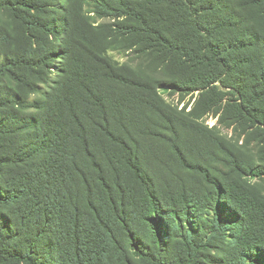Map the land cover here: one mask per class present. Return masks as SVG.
Masks as SVG:
<instances>
[{"label":"trees","instance_id":"1","mask_svg":"<svg viewBox=\"0 0 264 264\" xmlns=\"http://www.w3.org/2000/svg\"><path fill=\"white\" fill-rule=\"evenodd\" d=\"M225 2L0 0V264H264V187L251 181L264 166L220 140L183 138L162 95L200 91L188 115L201 119L235 74L229 46H256V82L235 117L264 143V31L222 38L212 14ZM239 4L264 22V0ZM111 52L147 61L133 68ZM163 156L202 189L157 183Z\"/></svg>","mask_w":264,"mask_h":264},{"label":"rangeland","instance_id":"2","mask_svg":"<svg viewBox=\"0 0 264 264\" xmlns=\"http://www.w3.org/2000/svg\"><path fill=\"white\" fill-rule=\"evenodd\" d=\"M240 0H226L221 4L219 9L212 14L213 21L217 20L220 25V35L222 38H231L236 41L239 37L251 34V31L259 29L264 31V22L258 16H250L239 4ZM232 11V12H231ZM169 37H175L178 41L184 42L189 40V35L181 30H174L164 27ZM256 46H249L246 50L235 49L231 51L228 48V54L233 56L235 61V74L226 78L223 84L219 85L222 92V101L220 105L212 112L208 113L201 119H192L188 113L191 111L199 92H180L169 90L162 95L172 108L176 109L179 114L178 128L183 138L200 139L205 143H216L218 140L225 143L237 151L246 154L256 165L264 166V143L252 140L248 136L250 130L249 124L238 121L235 117V110L243 99L250 98L251 85L256 82L259 69V61L249 53H255ZM232 54V55H231ZM113 59L121 64L130 65L138 68L146 62L140 56L133 52L121 54L111 52ZM246 55H249L246 56ZM246 61V63H243ZM264 93V91H263ZM261 95L257 103V108L261 117H264V95ZM189 104L186 110L184 107ZM260 126V124H258ZM154 147L161 148L165 153H170L169 146L161 141H150ZM193 160L199 161L194 154H190ZM163 158L166 163L158 165L154 178L157 183H168L176 189H187L196 192L202 189L200 176L187 171L179 166L169 156ZM205 165L215 168H221L220 165L205 160ZM209 167V168H210ZM253 185H262L264 187V178H255L251 180Z\"/></svg>","mask_w":264,"mask_h":264}]
</instances>
